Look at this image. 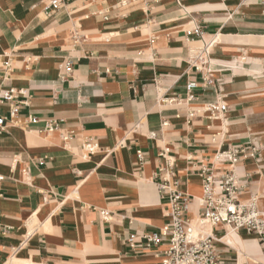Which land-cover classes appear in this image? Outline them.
Masks as SVG:
<instances>
[{
	"label": "crops",
	"instance_id": "0c3cea01",
	"mask_svg": "<svg viewBox=\"0 0 264 264\" xmlns=\"http://www.w3.org/2000/svg\"><path fill=\"white\" fill-rule=\"evenodd\" d=\"M9 89L23 93L0 130V264H158L163 246L147 248L142 235L168 222L156 189L164 150L194 221L199 167L229 146H259L257 159L234 170L239 197L255 195L264 211V0H160L147 9L0 0V91ZM213 101L226 105L217 117L205 110ZM48 120L56 128L46 133ZM85 142L96 148L83 158ZM204 229L220 264H264L253 234Z\"/></svg>",
	"mask_w": 264,
	"mask_h": 264
},
{
	"label": "built area",
	"instance_id": "2783aa9c",
	"mask_svg": "<svg viewBox=\"0 0 264 264\" xmlns=\"http://www.w3.org/2000/svg\"><path fill=\"white\" fill-rule=\"evenodd\" d=\"M62 0H49L51 6L57 7ZM160 0H116L119 7L141 5L147 9L150 5ZM195 33H200L199 28H194ZM77 39L76 36H74ZM207 48L200 49L191 60V65L196 70H201L196 62L202 65V55ZM196 86L195 82L186 85L188 90ZM23 93V92H18ZM17 92L9 89L0 91V130H3L7 121L15 119L19 102L16 101ZM172 102V99L170 100ZM2 105H7V115L2 114ZM226 109L224 103L213 101L205 105V110L211 116L217 117ZM193 113L190 112L189 116ZM33 116L28 117V122H36ZM162 124L166 125V122ZM56 128L53 120L45 122L43 131L52 132ZM155 137L154 133L149 134ZM83 158L91 155L96 145L85 142L82 145ZM259 146L255 144L229 146L224 150H218L213 157V165H201L202 195L199 199L200 212L196 224L186 217L188 212V196L178 190L179 182L171 173L173 162L166 156L167 151L162 152L165 159V167L161 168L164 176L156 184L160 196L166 197L168 222L158 231L145 233L142 238L147 248L162 245L161 258L158 264H220V255L215 247V238L211 233L204 231V226L213 228L219 225L226 226L232 231H244L256 237L258 247L264 254V211L258 206L257 197L250 195L247 199H241L239 193L242 189L240 178L234 170L235 165L246 159L259 157ZM139 159L142 153L137 151ZM2 177H0L1 179ZM101 217L110 220L108 211L100 210ZM34 230V229H33ZM32 230V231H33ZM31 231V232H32ZM27 233V236L31 233ZM134 235L127 240L134 246Z\"/></svg>",
	"mask_w": 264,
	"mask_h": 264
},
{
	"label": "bare ground",
	"instance_id": "6f19581e",
	"mask_svg": "<svg viewBox=\"0 0 264 264\" xmlns=\"http://www.w3.org/2000/svg\"><path fill=\"white\" fill-rule=\"evenodd\" d=\"M33 220H34V219H33ZM197 221H198V218H197L196 220L192 221V223L196 224ZM31 224H32V223H31ZM205 227H207V226H204V228H205ZM204 228H203V230H205ZM29 231H30V229H29ZM263 255H264V254H263Z\"/></svg>",
	"mask_w": 264,
	"mask_h": 264
}]
</instances>
